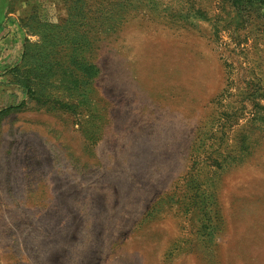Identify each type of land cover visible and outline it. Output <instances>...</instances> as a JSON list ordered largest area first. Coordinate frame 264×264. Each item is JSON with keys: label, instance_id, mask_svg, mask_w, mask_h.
Segmentation results:
<instances>
[{"label": "rangeland", "instance_id": "obj_1", "mask_svg": "<svg viewBox=\"0 0 264 264\" xmlns=\"http://www.w3.org/2000/svg\"><path fill=\"white\" fill-rule=\"evenodd\" d=\"M1 38L0 264H264V0H0Z\"/></svg>", "mask_w": 264, "mask_h": 264}, {"label": "crops", "instance_id": "obj_2", "mask_svg": "<svg viewBox=\"0 0 264 264\" xmlns=\"http://www.w3.org/2000/svg\"><path fill=\"white\" fill-rule=\"evenodd\" d=\"M4 41H5V39L3 40V38H1V40H0V80L3 79V74H5V72H3V70H4L5 66H6V64H7V66L10 65V62H11L10 58H11V56L14 53V50H15V49L11 50V51L8 50L9 52H5ZM15 52H17V51H15Z\"/></svg>", "mask_w": 264, "mask_h": 264}]
</instances>
